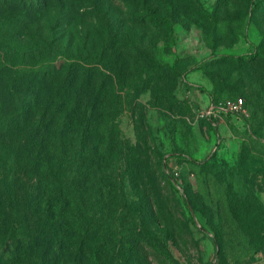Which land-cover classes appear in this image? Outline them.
Here are the masks:
<instances>
[{
	"label": "rangeland",
	"instance_id": "374dc122",
	"mask_svg": "<svg viewBox=\"0 0 264 264\" xmlns=\"http://www.w3.org/2000/svg\"><path fill=\"white\" fill-rule=\"evenodd\" d=\"M41 2L20 18L6 19L9 9H0V50L16 66L21 54L20 65H28L48 52L61 64L63 51L104 73V106L136 145L151 211L146 222L125 223L153 234L123 245L132 248L129 264H264V136L255 132L264 91L257 92L259 106L246 87L228 95L216 83L246 74L245 63L236 67L244 56L255 58L248 72L264 74V0ZM162 17L167 21L158 23ZM11 76L0 75V85ZM211 94L241 96L248 115L210 126L196 110ZM247 193L256 207L251 217Z\"/></svg>",
	"mask_w": 264,
	"mask_h": 264
},
{
	"label": "trees",
	"instance_id": "16d2710c",
	"mask_svg": "<svg viewBox=\"0 0 264 264\" xmlns=\"http://www.w3.org/2000/svg\"><path fill=\"white\" fill-rule=\"evenodd\" d=\"M40 4L0 0V9H9L6 19H14ZM12 29L22 32L20 23ZM8 53L0 50V75L12 72L0 85V264L133 262L132 248L125 251L123 245L153 237L149 226L141 223L136 231L131 225L137 217L146 222L151 211L140 190L136 145L104 106V73L63 51L61 64L48 52L28 65H20L21 54L17 66ZM245 59H236V67L245 63L248 76L239 71V80L226 76L217 87L228 95L246 87V96L261 106L257 92L264 91V74L248 72L255 58ZM211 95L214 101L229 98ZM261 112L255 132L264 136ZM244 206L251 217L250 208L254 214L256 207L248 203V193Z\"/></svg>",
	"mask_w": 264,
	"mask_h": 264
},
{
	"label": "built area",
	"instance_id": "2783aa9c",
	"mask_svg": "<svg viewBox=\"0 0 264 264\" xmlns=\"http://www.w3.org/2000/svg\"><path fill=\"white\" fill-rule=\"evenodd\" d=\"M248 113L244 106L242 97L225 98L223 100L214 101L209 99L207 104L203 107H199L196 110V117L204 118L216 125V122L223 117L232 116L240 117L242 119L247 116Z\"/></svg>",
	"mask_w": 264,
	"mask_h": 264
}]
</instances>
